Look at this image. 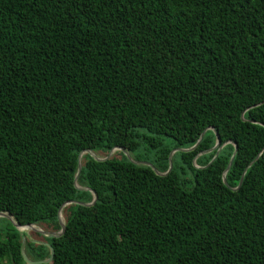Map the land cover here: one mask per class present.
Returning a JSON list of instances; mask_svg holds the SVG:
<instances>
[{
    "label": "trees",
    "instance_id": "obj_1",
    "mask_svg": "<svg viewBox=\"0 0 264 264\" xmlns=\"http://www.w3.org/2000/svg\"><path fill=\"white\" fill-rule=\"evenodd\" d=\"M142 146L197 147L85 155L50 264H264V0H0V214L60 231L80 154Z\"/></svg>",
    "mask_w": 264,
    "mask_h": 264
},
{
    "label": "water",
    "instance_id": "obj_2",
    "mask_svg": "<svg viewBox=\"0 0 264 264\" xmlns=\"http://www.w3.org/2000/svg\"><path fill=\"white\" fill-rule=\"evenodd\" d=\"M203 137H204V135L202 136V138H201V140L199 141V143H201ZM228 144H233V142L226 143L225 145H223L222 147H220V146H221V139H220V136L217 134V144H216V146L211 150V151H214V150L218 149V154L216 155L215 159L218 157L220 151H221L226 145H228ZM196 147H197V146H195V147L192 148L191 150H194ZM237 149H238V148H237V145H236L235 153H234V155H233V157H232V159H231V161H230L229 167H228V169H227V171L225 172L224 177H223L224 184H225L228 188H230V187H229V184H228V181H227V173L230 171V169H231V167H232V164H233V162H234V158H235V155H236ZM118 150H120V151L126 153V151H125L123 148H115V149H113V150L111 151L110 155H109L108 157L104 158V159L99 158L98 156H96L95 153H93V152H91V151H85V152H82V153L80 154V156H79V168H78V174H77L76 179H75V187H76L78 190H80V191H84V192L90 191V192H92L93 195H94V202H93V204H91V205H88V204H85V203H82V202H68V203L64 204V205L62 206V208L60 209V211H59V215H58L59 223H60V225L62 226V231H61V233H60L59 235H53V234H50V235H48L47 237H49V238L61 237V236L65 233V231H66V223L63 222V220H64V218H63V211H64V209H65L66 207H69V206H71V205H73V204H77V205H81V206H85V207H92V206H94V205L96 204V202H97V200H98V195H97L96 192L90 190L89 188H83V187L79 186V179H80V176H81V173H82V169H83V159H84V156L87 155V154H89V155H91V157L94 158L96 161H98V162H105V161H107V160H110V159L112 158L113 154H114L116 151H118ZM191 150H175V151L171 154V156H172L174 153H177V152H189V151H191ZM126 154H127V153H126ZM198 157H199V156H198ZM198 157L194 160V162H196V160L198 159ZM128 158H129V155H128ZM170 158H171V157H170ZM129 160H130L132 163L136 164V165H139V166H143V165H144V166H148V167L152 168V169H153L158 175H160V176H166V175H168V174L173 170V166H172V164H171V159H170V169H169V171H168L167 173H164V174H163V173H160V172H159V171H158V170H157L152 164L139 163V162L133 161L131 158H129ZM194 165L196 166V164H194ZM196 168L201 169V167H198V166H196ZM245 174H246V172H245ZM241 183H242V182H241ZM240 186H241V185H240ZM240 186H239L237 189H235V190H239ZM2 217H6V218L10 219V221L12 222V224L14 225V227H15L16 229H18L20 232L23 231V230H25V229L28 228V227L32 228L33 230L35 229V228H34L35 225L22 226V225L16 223V222L13 220V218H12L10 215H8V214L1 213V214H0V218H2ZM23 234H24V233H23ZM26 244H27V241H26V239H25V237H24V238H23V244H22L21 251H22V255H23L24 260L27 261L29 264H50V263H52V261H53V259H54V256H55V253H54L53 248H52L49 244H46V245H47V247H49V248L51 249V256H50V258H48L47 260H42V261H31V260L27 257V255L25 254V247H26Z\"/></svg>",
    "mask_w": 264,
    "mask_h": 264
},
{
    "label": "rangeland",
    "instance_id": "obj_3",
    "mask_svg": "<svg viewBox=\"0 0 264 264\" xmlns=\"http://www.w3.org/2000/svg\"><path fill=\"white\" fill-rule=\"evenodd\" d=\"M165 143H166V145L169 147V148H173L172 147V141L170 140V139H167V140H165ZM174 152V151H173ZM172 152V153H173ZM120 153H123L127 158H128V155H129V158H131L133 161H136V162H139V163H146V164H152L150 161H147V160H142V161H137V159H136V157H139V156H147L148 155V152H147V147L146 146H142V147H140V149L138 150V152H137V156H136V154H133V153H130V152H127L126 151V153H124V152H122V151H120V150H118V151H116L114 154H113V156H112V158L113 157H115V156H117V155H120ZM178 153V152H177ZM177 153H174L172 156L170 155V157L171 158H169V169H170V159H171V164H172V166L174 167V158H175V156H176V154ZM110 155V153L108 154V155H103V154H101V155H99V154H96V156H98L99 158H101V159H104V158H106V157H108ZM128 158V159H129ZM145 158H148V156L147 157H145ZM201 158V156H199L198 157V159L196 160V162H194V164H196V166H198V167H201V166H199L198 165V160ZM153 165V164H152ZM144 166V165H143ZM154 166V165H153ZM195 166V167H196ZM155 167V166H154ZM156 168V167H155ZM157 169V168H156ZM158 170V169H157ZM159 171V170H158ZM160 172V171H159ZM161 173V172H160ZM166 173V172H165ZM164 174V173H163ZM81 177V176H80ZM79 186H80V184H79ZM82 187V186H81ZM189 188L191 187V186H188ZM84 188V187H83ZM87 192H89V193H91L92 195H93V193L92 192H90V191H87ZM93 198H94V195H93ZM93 202H94V199H93V201L92 202H90V203H85V204H88V205H91V204H93ZM67 208V207H66ZM66 208L64 209V211H63V218H64V220H63V222L64 223H66V217H65V210H66ZM0 219H5V220H8L11 224H12V222L10 221V219H8V218H6V217H2V218H0ZM3 223H5V224H7L6 222H3ZM13 225V224H12ZM34 230L32 229V228H30V227H28V228H26L25 230H23V231H21V233H24L23 234V238L25 237V239H26V241H27V244H26V247H25V254L27 255V257L31 260V261H36L35 260V257L34 256H36V255H39V254H42V253H45V249H43L41 246L42 245H44V246H46L47 247V245L46 244H49L48 242H47V239H50L49 237H47L48 235H50V234H53V235H59L60 233H61V231H62V226L60 225V228H61V230L60 231H52V230H49L48 228H46L45 226H43V225H35L34 226ZM22 244H23V239H22ZM30 244H33L34 245V247H33V249L30 251L29 250V248H28V245H30ZM38 246V247H37ZM47 260V259H46ZM24 264H29L27 261H25L24 260ZM6 262L5 261H1L0 260V264H5Z\"/></svg>",
    "mask_w": 264,
    "mask_h": 264
}]
</instances>
